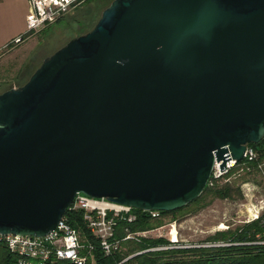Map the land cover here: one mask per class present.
<instances>
[{
	"label": "water",
	"instance_id": "1",
	"mask_svg": "<svg viewBox=\"0 0 264 264\" xmlns=\"http://www.w3.org/2000/svg\"><path fill=\"white\" fill-rule=\"evenodd\" d=\"M264 136V0H110L0 92V234L76 193L170 211Z\"/></svg>",
	"mask_w": 264,
	"mask_h": 264
},
{
	"label": "built area",
	"instance_id": "2",
	"mask_svg": "<svg viewBox=\"0 0 264 264\" xmlns=\"http://www.w3.org/2000/svg\"><path fill=\"white\" fill-rule=\"evenodd\" d=\"M80 1L82 0H27L24 32L14 37L10 41V44L19 43L23 38V34L34 33L40 30L44 25L57 19ZM218 164L219 162L213 161L210 178L207 180L208 184L217 182L232 169L248 170L252 165L256 168H261L264 165V143L258 148H253L246 144L242 158L238 161L231 159L225 162V169L222 171H219ZM242 184L249 185V183ZM251 185L244 187V190L252 188ZM252 189H254V192L259 193V195L256 193L252 194L254 200L250 202V207L247 209L249 216L246 221L257 220L264 226V192L261 194L257 184H253ZM244 193L247 197L248 192ZM67 209L80 210L81 219L85 227L105 255L116 251L122 240L128 238L136 239L152 231L146 230L140 233L127 232L121 238L115 237L114 227L117 221H131L135 218V214L131 211L132 207L110 201L104 197H92L76 193ZM146 211H148L151 217L158 216L157 210ZM63 216L64 213L53 229L40 236L0 234V238L4 241L7 248L17 256L16 264H85L86 261H92L90 254L91 244L85 243L80 239L78 232L67 224ZM175 242L170 241L165 245H157L130 253L115 264H120L133 254L145 250L190 246ZM259 242L264 241L260 240Z\"/></svg>",
	"mask_w": 264,
	"mask_h": 264
},
{
	"label": "rangeland",
	"instance_id": "3",
	"mask_svg": "<svg viewBox=\"0 0 264 264\" xmlns=\"http://www.w3.org/2000/svg\"><path fill=\"white\" fill-rule=\"evenodd\" d=\"M109 2L110 0H82L40 30L23 34L19 43L1 48L0 92L10 85L16 86L19 81L17 78L20 77V81L27 78L43 58L67 40L89 30ZM217 183H227L231 187H237V191L234 189L229 197H209L208 203L194 213L181 210L173 215H160L156 218L160 225L146 235H162L170 241H176L175 243L190 246L224 244L220 239L212 240L210 237L239 229L254 221H246L249 216L247 209L254 200L252 194L256 193L252 189L253 184H257L261 194L264 192V165L261 168L252 165L248 170L232 169ZM250 185L252 188L244 190V187ZM244 192H248L247 197Z\"/></svg>",
	"mask_w": 264,
	"mask_h": 264
},
{
	"label": "trees",
	"instance_id": "4",
	"mask_svg": "<svg viewBox=\"0 0 264 264\" xmlns=\"http://www.w3.org/2000/svg\"><path fill=\"white\" fill-rule=\"evenodd\" d=\"M27 78L21 81L20 77L17 78L20 82L17 81L15 85L22 84ZM262 143H264V136L258 142H250L247 145L258 148ZM234 189L237 191V187H231L227 183L218 184L213 182L208 184L206 182L200 194L193 200L182 207L170 211H158V216L173 215L181 210H186L185 212L189 214L194 213L208 203L209 197H229ZM192 206L194 207L192 208ZM131 211L135 214V218L131 221H117L114 227L115 237L121 238L127 232L140 233L152 230L160 225V221L156 219L158 216L151 217L146 210L132 208ZM63 217L67 224L78 232L80 239L85 243L91 244L90 254L92 261H86L85 264H115L130 253L157 245H165L170 242L169 239L160 235H144L136 239L128 238L120 242L116 251L105 255L85 227L81 219L80 210H69L66 208ZM210 239H220L224 244L145 250L133 254L120 264H264V242H259L260 240L264 241V226L257 220L246 223L239 229L215 234ZM16 258L15 253L10 251L0 238V264H16Z\"/></svg>",
	"mask_w": 264,
	"mask_h": 264
},
{
	"label": "crops",
	"instance_id": "5",
	"mask_svg": "<svg viewBox=\"0 0 264 264\" xmlns=\"http://www.w3.org/2000/svg\"><path fill=\"white\" fill-rule=\"evenodd\" d=\"M27 0H0V49L25 29Z\"/></svg>",
	"mask_w": 264,
	"mask_h": 264
},
{
	"label": "bare ground",
	"instance_id": "6",
	"mask_svg": "<svg viewBox=\"0 0 264 264\" xmlns=\"http://www.w3.org/2000/svg\"><path fill=\"white\" fill-rule=\"evenodd\" d=\"M248 213V212H247Z\"/></svg>",
	"mask_w": 264,
	"mask_h": 264
}]
</instances>
